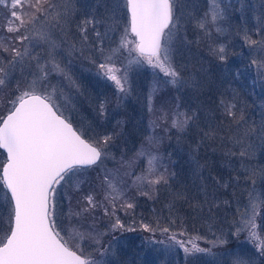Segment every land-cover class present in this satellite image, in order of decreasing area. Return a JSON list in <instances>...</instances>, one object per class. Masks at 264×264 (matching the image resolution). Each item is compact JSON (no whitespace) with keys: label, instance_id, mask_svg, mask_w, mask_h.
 <instances>
[{"label":"snow or ice","instance_id":"snow-or-ice-1","mask_svg":"<svg viewBox=\"0 0 264 264\" xmlns=\"http://www.w3.org/2000/svg\"><path fill=\"white\" fill-rule=\"evenodd\" d=\"M237 3L240 6L235 10L241 13L237 35L247 54L240 53V60L230 62V55L237 54L230 53L228 44L218 41L228 32L224 23L233 8L231 0H211L202 16L188 10L195 5H189L187 0H85L83 4L77 0H10V4L0 0V5L9 8L0 29L4 33L0 35V90L8 88L17 73L20 77L6 99L5 112L0 114V264H120L115 233L137 231L149 233L142 237V244L162 253H170L178 246L186 257L206 254L213 257L214 264H223V256L231 257L230 264H257L258 259H264V230L257 223L258 218L264 219V0ZM246 10L255 21L251 28ZM73 25L75 32L69 39ZM188 25L198 33L196 41L188 39ZM117 32L120 35L116 46L106 48L105 41L113 42ZM194 42H204L215 61V106L206 108L203 102L193 104L180 96L165 98L158 120L166 125L165 134L172 129L177 133L193 126L198 129L199 140L189 155L193 186L204 200L192 204L183 191L172 192L171 196L173 201L185 200L193 211L202 212L207 206L212 219L213 208L219 207L218 187L231 184L235 188L243 182L248 202L236 208L238 220L233 221L231 235L238 239L246 233V242L255 252L214 253L212 248L228 243L223 232L213 234L215 239L208 241L211 248L196 242L204 237L178 239L186 233L172 231L176 220L171 215L167 225L160 217L154 222L138 221L128 190L135 188L138 195L153 199L161 186L170 188V180L176 176L163 157L151 150L161 138L146 137L150 147L142 146L135 153V159L147 160L140 175L132 171L135 159L121 163L124 171L110 169L106 161L115 160V155L109 149L120 138L121 132L116 129L122 128L123 121L117 120L113 131L103 133L74 126L71 117L65 115L70 98L62 88L50 83L55 73L79 92L80 86L69 70L70 58L78 54L95 66L99 79L115 85L119 107L133 91L130 72L134 66H146L155 77L164 78L150 89L151 113L160 83L177 92L184 88L196 92L206 87V78H185L182 69L187 65L179 63ZM41 45L46 56L34 54L33 50ZM125 54L127 64L118 67L116 58ZM60 56L69 58L67 64ZM257 95L262 97L258 121L245 115L246 97ZM61 97L63 102L58 103ZM95 111L101 121L106 120L107 101H100ZM214 112L220 114V119L205 118L201 128V113L208 117ZM159 126L152 123L153 128ZM89 131L93 134L89 135ZM216 140L234 173L224 183L215 176L205 178L202 169L207 162L201 164L197 158L200 147ZM207 179L212 180V185ZM61 198L68 202L67 213L61 210ZM168 207L171 213L173 205ZM120 212L129 217V222L121 219ZM105 219V230L100 231L97 225ZM157 233L163 238L156 239ZM108 235L112 239L105 244L103 238ZM85 241L91 242L96 255L85 254L81 247ZM157 245L163 247L156 248Z\"/></svg>","mask_w":264,"mask_h":264},{"label":"rangeland","instance_id":"rangeland-1","mask_svg":"<svg viewBox=\"0 0 264 264\" xmlns=\"http://www.w3.org/2000/svg\"><path fill=\"white\" fill-rule=\"evenodd\" d=\"M79 4H83L85 0H77ZM92 0H88V3H91ZM233 4V8L229 12V17L225 21L224 26L228 28V32L224 34L223 36L219 37L218 42L226 43L231 48V50H235V53L237 55H230L229 59L231 61H238L241 59L240 53L247 54V48L244 47L241 38L237 35V32L241 26V20L240 16L241 13L236 11L235 9L239 8V4L237 3V0H231ZM187 3L189 5H195V7L189 8V11H192L197 16H202L204 12H206L209 8V5L211 3V0H187ZM247 3H258V0H247ZM6 4H10V0H6ZM5 7L6 10L3 8ZM9 14V8L5 5H0V29L3 28L6 18ZM246 14L249 18L248 27L251 28L255 21L251 18L252 13L250 11L246 10ZM124 21H121V26H123ZM74 33L73 27L71 30V33L69 35V39H71V34ZM4 33L0 32V35H3ZM120 33L117 32L114 34V41L109 42L105 41V47H115L116 42L119 40ZM198 33L196 30L193 29L191 25L187 26V36L188 39L191 41H196ZM254 39L258 38L256 36H253ZM230 50V51H231ZM34 54H39L41 56H46V49L41 45L36 47L34 50ZM59 59L65 64H67L68 59L64 56H60ZM72 60V63L69 65V70L71 72V75L76 80V82L80 86L79 92L76 91L75 88H71L68 84V81L64 80L63 77L58 76L57 74L53 73L50 76V83L52 85H57L59 88L63 89V92L65 95H67L70 98V102L67 104V108L65 110V115L69 116V114L74 115L76 112L78 114H83L82 118H84V125L87 127V130L89 129H95L96 132L102 131L99 129L98 126H96V123L98 121L97 113L95 111L96 104H93V100L95 98V101H98L99 98L95 97V91L102 89V97L104 100L108 102V110H109V118L110 122L106 121L107 124V131H113L115 122L117 120L123 121L122 128L116 129L117 131L121 132V136L119 139L116 140L115 144L110 147L109 151L115 155V160L109 159L106 161L107 167L110 169L115 168H121L122 162L132 161L135 159V153L143 146L145 148H149L148 142L146 140V137L150 135H155L157 137L161 138V142L158 146L152 147L151 150L153 152H156L160 154L163 157V162L168 165L169 171H174V166L176 165L175 162L177 159V155H183L187 158H190L189 153L192 151L190 144H186L185 142V133H177L175 129L170 130L169 133L165 134L164 131L160 130L159 127H152V123L156 119H153L154 116H152V119L148 117L146 119V113L148 111V96L150 89L152 88L154 82L158 80L164 79L161 77H155L153 75V71L148 67L143 68H135L132 72H130V79L133 87V91L130 95L127 97H124L120 103V106L117 107L116 103V89L115 85L111 81L99 79L95 75V66L91 64L88 60L83 59L79 57L77 54L76 57L70 58ZM118 67L121 65L127 64L126 54L124 56H118L115 60ZM179 63L186 64L187 67L182 69L183 76L185 78L189 76H194L196 79L206 78L208 80V83L205 88L194 92L190 88H184L181 89L179 92L171 86H168L170 88L171 97L174 96H180L182 100L190 103H197V102H203L204 106L206 108H212L215 105L208 101L207 98V92L210 93L209 95L211 97L216 96L215 95V84L217 78V72L215 71V61L211 56L208 54L207 46L204 42H201L199 45H197L195 42L189 45L188 51L185 53L182 60L179 61ZM89 69L91 71H89ZM20 79L19 73H17L16 78L13 79L10 83V85H16L17 80ZM31 79V77H29ZM105 83L109 86H105ZM166 86L163 83H160V89ZM259 92V89L257 90ZM6 90H0V98L3 97ZM158 92L154 96L153 100V106L156 108V97ZM194 97H191L193 96ZM170 97V98H171ZM248 98L251 103L250 107L246 109L245 115L249 119H255L259 120V103L262 99L260 95L257 96H248ZM63 97L60 98L57 102H63ZM191 99V100H188ZM83 101V105L79 104L77 106V102ZM75 105L73 108L70 107V105ZM5 105V100L1 101V107ZM83 106V107H82ZM168 108L167 106H165ZM6 110V107H4ZM70 108V109H69ZM72 109V110H71ZM76 109V110H74ZM68 111V113H67ZM76 111V112H75ZM1 111L0 113H2ZM71 117V116H70ZM86 118V120H85ZM108 118V119H109ZM201 118L205 119H213L215 118L217 121L220 119V114L218 112L211 113L208 117H205L203 113H201ZM88 119V120H87ZM150 119V120H149ZM201 119V121H203ZM201 123V122H200ZM130 129H128V128ZM201 128L204 127L203 125H200ZM198 131V129H197ZM138 135V133L146 132L147 134L144 137L143 141L135 142L134 139H130L133 136V133ZM89 133L92 135V131H89ZM171 133L177 134L176 136H180V134H183L182 143L178 142L176 140H172ZM173 145V150L169 156L170 152H166L168 148H165L168 145ZM132 145V146H131ZM136 145V146H134ZM131 147V148H130ZM207 147V146H206ZM209 152L214 149L215 146H210ZM218 149H216L217 151ZM222 156V161L220 163L221 172L215 171L210 168L209 166V158L206 160H201V164H205L207 162V166L202 169V175L205 177V174L209 171H212L214 176L217 178H222L221 182H228L230 179V176L233 175L231 168L227 165L225 158ZM3 157L0 156V159ZM198 159H201L200 156H197ZM224 159V160H223ZM186 160V159H184ZM188 160V159H187ZM214 162L213 160L211 161ZM181 164V163H180ZM147 166V160L146 158L142 157L140 159H135V165L132 169V171L136 175H140L142 171ZM181 166H185V164H182ZM214 166V164H213ZM186 167L189 168V174L191 175V161L189 159V164L186 165ZM126 169L121 168V171H124ZM175 178V177H174ZM173 179L170 180L172 182ZM129 183H131V180L129 179ZM245 185L243 182H241L240 186L233 187L231 184L229 187H218L216 190V203L219 205L218 208H213L211 216L212 219H209V212L207 206L204 207L203 211H192L190 215V219L187 220L188 215L184 214L183 217H181V220H177L175 217V214H177V211H167L166 216H169L168 214H171L172 219H175L177 222L172 227V231H175L179 233L180 231H184L186 234L184 236H178V239L181 240H188L190 237H204V239H199L196 242L199 244L200 247L203 248H211L212 245L208 242L213 239H215V236L213 235L215 233L216 236L220 235L221 232L225 234V238L227 239L228 243L225 244L222 247H215L212 248V251L214 253H229L232 250H242L244 252H255V249L246 242V233H242L239 238L233 237L231 235V232L234 231L233 221L238 220V216L236 215V208L239 206L243 208L245 204L248 202V196L247 192L243 191V188ZM84 190L87 191V185L83 186ZM160 194L166 195L167 191L166 188L161 186V188L158 190ZM213 191V187L209 188V192L211 193ZM172 190L168 188V196ZM157 196V193L155 194ZM127 197L136 205L135 209L133 211V215L135 218L139 221L140 219H143L145 222H153V220L156 217H164L162 216L161 210H156L154 208V212L148 211V214L144 212L143 210V204L141 199L143 198L147 204H153V199H149L146 196H140L138 195L135 188H131L127 192ZM140 199V200H139ZM172 198L169 197V202L167 203V206L172 204ZM228 201V204H224L223 201ZM61 205V210L63 213H67L68 211V202L64 200L63 198L59 201ZM145 205V203H144ZM146 209V208H145ZM192 210V209H191ZM160 211V212H159ZM194 212V213H193ZM120 214H123V212H120ZM189 214V213H188ZM181 215V214H180ZM186 215V216H185ZM261 217H264V206L261 207ZM167 219L169 217H166ZM126 223L129 221H125ZM67 224V221L64 222ZM107 223V220L101 221L98 223L97 227L100 231H104V225ZM258 225H261L262 230H264V219L258 218L257 219ZM193 225H197L196 228H192ZM264 234V233H262ZM66 235V234H65ZM115 235L118 238V242L116 243L117 248L119 249L118 253V260L120 261V264H214L213 257L206 255V254H194L192 256H185V253L183 252V249L179 248L178 246L170 253H162L159 251H155L152 248H149L147 245L142 244V237L148 236L149 233L137 231V232H124V233H115ZM163 237L160 236L159 233L156 234V239H162ZM104 243L107 244L109 240L112 239L111 235H108L103 238ZM77 241H73V243H76ZM81 247L84 249L85 254L93 253V255H96L93 252V245L90 241H85L81 244ZM141 247V249H139ZM163 246L157 245L156 248H162ZM220 259L223 261V264H230L231 257L230 256H223L220 257ZM257 264H264V259H258Z\"/></svg>","mask_w":264,"mask_h":264},{"label":"trees","instance_id":"trees-1","mask_svg":"<svg viewBox=\"0 0 264 264\" xmlns=\"http://www.w3.org/2000/svg\"><path fill=\"white\" fill-rule=\"evenodd\" d=\"M92 2H93V0H92ZM3 8L6 10L5 7H3ZM72 27H73V30L75 32V26L73 25ZM230 48L231 47L229 46V50H231ZM230 53H235V50L234 49L231 50ZM105 86H107L109 88V86L106 83H105ZM15 87H16V85H10L9 84V87L5 88L6 92L3 95V97L0 98V112L1 111H3L2 113L5 112V108L4 107H7L6 106V99L10 98L9 93H10L11 90H14ZM94 91H95V97L99 98L98 101H95V98L93 100V104H96V106H97L100 103V101L104 100V98L102 97V94H101L102 89L94 90ZM210 91L207 92L208 101H210V102L216 101L217 97L216 96L211 97L209 95ZM170 95H171V92H170V88H168V85L163 86L160 89V91L158 92V94H157L156 103H154L156 105V108H154V111L151 112V113L147 112L146 116H145L146 119L148 117H150V119H152V116H154L153 119H156V123L160 124L159 128L162 131H163V128L166 125H164L161 121H159L158 117L161 115L160 109H161L162 100L165 99V98H170L171 97ZM191 97H194V95L191 96ZM2 100H5V105L3 107H1V101ZM188 100H191V99H188ZM246 100H247V104H248V107H247V109H248L250 107L251 101L248 98H246ZM76 104H77V106L79 104L83 105V101H80L79 103L77 102ZM73 106H75V105H72V104L70 105L71 108H73ZM165 106L170 107L168 105H165ZM107 107H109L108 106V102H107ZM74 110H76V109H74ZM107 112L109 113L108 108H107ZM2 113H0V114H2ZM67 113H68V111H67ZM82 115L83 114H80V113L78 114V112H76L74 115L69 114V116H71V120H72L73 124L76 127H82L83 129L87 130V127L84 125V120H83L84 118H82ZM108 118H109V114H108ZM108 118L106 119V121L110 122L111 120H110V118L109 119ZM201 119H203V118H201ZM85 120H86V118H85ZM106 121L105 120L101 121L100 119H98V121L96 123V126L99 127V129L102 131V133L108 130L107 126H106V124H107ZM200 125H203V121H201ZM128 129H130V128H128ZM131 133H133V136L130 139L131 140L134 139L135 142L143 141L145 135L147 134L146 132H142V133L140 132V133H138V135L134 134L135 132H131ZM197 133H198L197 128L194 127V126L190 127L185 133V137H184L185 142H186V144H190L191 149L195 148V145H196V143L199 140V136H198ZM88 134L91 135L89 132H88ZM176 135L177 134L171 133L172 140H176V141L182 143V138H183L182 135L183 134H180V136H178V137ZM134 146H136V145H134ZM210 146H215L214 149H218V150L214 151V149H213L212 151L209 152V148H211ZM172 147H173L172 144L168 145V147L166 146L165 148H168L166 152H170V154L172 152H174L175 149L173 150ZM219 149H220L219 140L207 141L204 146L199 148L197 156L201 157V159H199L200 161L201 160L203 161V160H206L207 158H209V166H210V168L212 167V169H214L215 171L221 172L220 163L222 161V156H221L222 155V151L219 150ZM184 159H186V160H184ZM189 159L190 158H187L186 156H183V155H180V154L177 155V159H175L176 160V162H175L176 165L174 166L176 176H175L174 180L172 182H170V185H171L170 190H172V192L183 191L186 194V196L189 198V200H191V203L192 204H196L197 202H203L204 196L201 193L198 192V190H197V188L195 186H193L192 175L189 174L190 170H189L188 167H186V165L189 164ZM212 160L214 161L213 163L211 162ZM182 164H185V166H181ZM213 164H214V166H213ZM210 176H214L212 171H209L208 173L205 174V178H208ZM206 182L209 185H212V180L211 179H207ZM197 183H199V181H197ZM166 191H167L166 195H162L158 191L157 192V196H155V198L153 199V204L151 202V204H147L146 205V202H145V200L143 198L140 201V202H142V204L144 206L143 207L144 212L147 213V214H148V211L154 212V208H156V210L157 209L161 210L162 216H164V217H161V219H162V222L165 225H167V223H168V219L166 217H169L171 215V214H168L169 216H166L167 211H169V207L167 206V203L169 202V197L172 198V196H171L172 192L168 196V188H166ZM144 203H145V205H144ZM172 205H173V209H174L173 211H177V214H175L176 216H173V215H171V216L175 217L177 220H179V219L181 220V217H183L184 214H186V215H188L187 220L190 219V215H191V212L193 211V209L189 207V204L187 202H185V200H183V199L176 200V201L172 200ZM204 207H206V206H204ZM172 214H174V213L172 212ZM120 216H121L122 220L129 221V217L125 216L124 213L120 214ZM153 222H154V220H153ZM177 223H179V222H177ZM196 226L197 225H193L192 228L195 229ZM139 249H141V247H139Z\"/></svg>","mask_w":264,"mask_h":264}]
</instances>
